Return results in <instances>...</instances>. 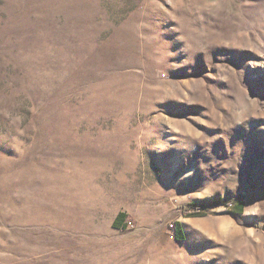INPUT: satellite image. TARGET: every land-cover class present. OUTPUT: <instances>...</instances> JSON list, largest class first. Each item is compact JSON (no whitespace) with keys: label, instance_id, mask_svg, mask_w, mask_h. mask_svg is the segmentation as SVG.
Wrapping results in <instances>:
<instances>
[{"label":"rangeland","instance_id":"obj_1","mask_svg":"<svg viewBox=\"0 0 264 264\" xmlns=\"http://www.w3.org/2000/svg\"><path fill=\"white\" fill-rule=\"evenodd\" d=\"M0 264H264V0H0Z\"/></svg>","mask_w":264,"mask_h":264},{"label":"trees","instance_id":"obj_2","mask_svg":"<svg viewBox=\"0 0 264 264\" xmlns=\"http://www.w3.org/2000/svg\"><path fill=\"white\" fill-rule=\"evenodd\" d=\"M232 201H223V200H213L211 202H200V203H189L184 207V213L186 216H201L205 215V212L210 208L218 206L220 204L230 205L234 204ZM237 204V203H236ZM126 217L127 214L124 211H120L114 221L113 225L116 228L124 229L126 228ZM171 234L174 235L178 240H184V230L182 227L181 221H175L172 228Z\"/></svg>","mask_w":264,"mask_h":264},{"label":"built area","instance_id":"obj_3","mask_svg":"<svg viewBox=\"0 0 264 264\" xmlns=\"http://www.w3.org/2000/svg\"><path fill=\"white\" fill-rule=\"evenodd\" d=\"M174 236V235H173Z\"/></svg>","mask_w":264,"mask_h":264}]
</instances>
